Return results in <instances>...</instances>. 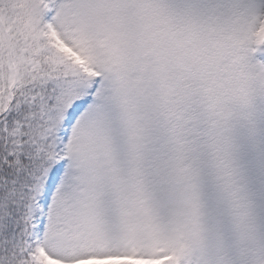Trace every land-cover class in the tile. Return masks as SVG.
<instances>
[{
	"label": "snow or ice",
	"instance_id": "1",
	"mask_svg": "<svg viewBox=\"0 0 264 264\" xmlns=\"http://www.w3.org/2000/svg\"><path fill=\"white\" fill-rule=\"evenodd\" d=\"M0 264H264V0H0Z\"/></svg>",
	"mask_w": 264,
	"mask_h": 264
}]
</instances>
